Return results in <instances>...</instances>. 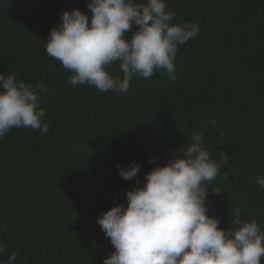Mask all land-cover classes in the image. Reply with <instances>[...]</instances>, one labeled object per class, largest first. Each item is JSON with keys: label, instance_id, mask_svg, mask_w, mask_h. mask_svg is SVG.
I'll return each mask as SVG.
<instances>
[{"label": "trees", "instance_id": "16d2710c", "mask_svg": "<svg viewBox=\"0 0 264 264\" xmlns=\"http://www.w3.org/2000/svg\"><path fill=\"white\" fill-rule=\"evenodd\" d=\"M0 264H264V0H0Z\"/></svg>", "mask_w": 264, "mask_h": 264}]
</instances>
